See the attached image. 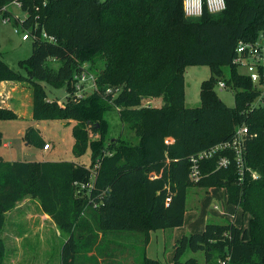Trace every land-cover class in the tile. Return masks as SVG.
<instances>
[{"label":"trees","instance_id":"obj_1","mask_svg":"<svg viewBox=\"0 0 264 264\" xmlns=\"http://www.w3.org/2000/svg\"><path fill=\"white\" fill-rule=\"evenodd\" d=\"M12 1L0 0V13L30 30L31 54L19 62L23 73L0 58V80L31 86L33 119L77 120L71 130L72 154L80 156L89 148L90 155L88 165L6 161L0 155V231L4 214L30 196L38 198L41 210L67 234L61 264H75L76 254L98 244L107 231H139V264H162L145 255L150 231L183 224L189 186L223 187L227 202L249 215L248 226L232 220L207 222L202 231L183 234L173 243V264H264V109H249L256 86L232 63L239 40L255 41L264 32V0H225L223 10L204 7L196 17L185 15L182 0H20L27 13L22 19L1 10ZM117 24L143 29L144 42L157 50L135 54L117 83L93 73L94 88L78 96L74 76L102 57L106 36ZM42 30L54 40L43 38ZM192 64L208 65L210 76L200 84V104L188 107L183 72ZM221 66L229 67L227 77ZM260 71L264 75V67ZM219 81L234 89L233 106L218 98ZM43 82L65 87V103L48 100ZM154 97L161 99L158 106L143 105L144 98ZM112 109L135 133V143L105 137L104 114ZM14 116L0 109V119ZM244 123L254 135L245 142L243 175L224 148L198 159L201 176L191 180V156L231 140ZM34 128L28 126L24 138L36 145L28 140ZM1 139L0 132V145ZM223 155L231 162L218 166ZM186 249L201 251L203 263L194 256L181 261ZM4 253L0 237V264Z\"/></svg>","mask_w":264,"mask_h":264},{"label":"rangeland","instance_id":"obj_2","mask_svg":"<svg viewBox=\"0 0 264 264\" xmlns=\"http://www.w3.org/2000/svg\"><path fill=\"white\" fill-rule=\"evenodd\" d=\"M7 9L20 19L26 16V12L15 2L8 4ZM15 28L17 31H15ZM25 30L12 17L8 21H3L0 13V58L11 68L22 73L25 71L19 62L30 57L32 45L31 37L26 40L21 39V35ZM143 31V29L134 26L114 25L108 36H106L105 47L101 52L102 57L95 60L91 68L85 66L88 68V72L101 75L106 81L117 83L120 76L128 68L130 61L135 58V54L145 56V51L157 50L158 47H152L144 42L145 35ZM158 34L161 36L160 33ZM161 40L163 41L162 37ZM165 53H167V50ZM159 62L152 63V67H155V64ZM237 69L240 72H245L244 66H237ZM221 70L222 75L227 77L229 67L221 66ZM183 76L185 82L184 104L188 107L198 106L200 104V84L203 80L209 78L210 68L208 65H185ZM42 84L48 100H56L61 105L65 103L67 98L65 87L56 88L46 82ZM215 92L225 105H234V89L232 87L225 86L221 88L216 84ZM160 102V97L144 98L143 105L154 107L158 106ZM104 118L108 123V131L105 133V137L122 139L132 143L137 141L135 133L126 124H121L117 110L106 111ZM77 124L78 121L75 119L0 120V129L4 132L1 143H9L8 147L0 145V155L6 161H13V159L40 161L42 158L47 157L52 158L54 161L72 160L78 164L88 165L89 148L80 156L74 157L72 154L74 140L71 130ZM23 125L25 127L27 125L37 126L34 128L35 132L29 135V139L27 138L35 141L36 145L27 144L25 138V141H23L21 137L15 135L16 129ZM81 126L83 127L82 124ZM84 130H87V127H84ZM38 149H45L47 152L41 153ZM28 200L26 201L29 206V212L27 213L32 214L31 218L36 221L37 226L38 215L36 209L38 208L34 207L36 205L35 201ZM22 208L25 207H19L17 212ZM185 208L184 224L175 227L179 229L166 228L150 231V239L144 250L145 255L159 260L162 264H173L172 248L177 235L180 237L183 234L200 232L207 222L232 220L235 224L244 227L249 224V215L242 213L240 207H235L227 202L226 189L223 187L189 186L186 190ZM19 218L24 219L27 217L26 214H22ZM9 219H7L6 227L2 228L0 232V237L5 245L4 258L1 264H14L12 260L14 255L18 256L19 262L22 261L24 264H46L47 259L50 263L55 264L60 260V250L67 237L66 233L57 228L60 233V236H58L55 228H47L46 225L43 228H31L29 224H25L20 219L17 228H8L10 226ZM102 236L101 239H98V244L89 249L80 250L76 254L77 264H88L86 262L88 256L103 259V264H139L143 246L142 233L139 231H107ZM16 251L18 255H16ZM190 256H194L198 262L203 263L204 256L201 251L192 252L188 249L182 255L181 261Z\"/></svg>","mask_w":264,"mask_h":264},{"label":"built area","instance_id":"obj_3","mask_svg":"<svg viewBox=\"0 0 264 264\" xmlns=\"http://www.w3.org/2000/svg\"><path fill=\"white\" fill-rule=\"evenodd\" d=\"M21 5L20 0L12 1ZM10 2V3H12ZM8 3V4H10ZM8 4L1 6V10H6ZM183 11L186 16L196 17L200 16L203 12L204 7L210 12H218L226 7L225 0H182ZM38 7H35L37 10ZM27 16V13H26ZM25 16V17H26ZM24 17V18H25ZM3 21H8L9 17L2 15ZM15 31L17 29L15 28ZM41 35L43 38L48 40H54L52 35L42 30ZM30 30L26 29L21 35L22 40L30 38ZM232 63L236 66H244V74L249 77L251 82L256 86L257 95L249 104V109L262 108L264 109V79H262V72L260 69L264 67V32H261L259 38L255 41H243L239 40L235 48V56L232 59ZM243 73V72H242ZM95 76L84 70L80 74L74 76L75 93L79 96L85 90L93 89L95 86ZM219 87H225L226 84L223 81L217 83ZM249 131L247 124H240L235 128L234 135L231 140L216 144L209 149L200 151L196 156H191V165L189 169V177L191 180H198L200 178V171L198 165V159L204 156H209L216 150L227 148L233 156V161L238 168L240 176L243 175L244 169L247 168L245 164V142L248 137L253 136ZM231 162V159L227 155H223L218 160V166H227ZM252 177L255 178L257 175L252 171ZM81 187H84L82 184Z\"/></svg>","mask_w":264,"mask_h":264},{"label":"crops","instance_id":"obj_4","mask_svg":"<svg viewBox=\"0 0 264 264\" xmlns=\"http://www.w3.org/2000/svg\"><path fill=\"white\" fill-rule=\"evenodd\" d=\"M0 109L12 111L15 116L14 118H10V119L32 120L33 118H32V88L31 86L25 81L0 80ZM0 120H8V119H0ZM28 126L30 125H27L26 127L24 125L22 127L21 126L18 127L15 131V135L21 137V139L25 141L24 133ZM31 126L37 127L35 125H31ZM0 132L2 136L4 133L3 130L0 129ZM1 146L8 147L9 143L3 142L1 143ZM38 150L41 153L47 152V150L45 149L43 150L38 149ZM13 161L15 160L13 159ZM25 161H28V160H25ZM30 161H33V160H30ZM40 161H54V160L52 158L44 157ZM35 162H39V160ZM29 197L25 196L19 201H17L14 207L4 214V225L2 228L6 227L7 219H9L10 217L9 219L10 226L8 228H17L19 226L18 223L20 219V221L24 222L25 224H29L31 228H43L45 225L47 226V228H55L56 235L60 236V233L58 232V229H57L58 228L57 225L52 221V219L49 217L47 213L41 210L38 198H33V197L29 198ZM28 199L35 201L36 205H34V207L38 208L36 209L37 215H38V218H37L38 225L37 226L35 224L36 221H33V219L31 218L32 214L27 213L29 212V206L26 203ZM22 206L25 208H22L21 210H19V212H17L19 207H22ZM18 213L21 215L26 214L27 218H24V219L19 218L21 215H19ZM185 217H186V210L184 213V220H185ZM184 222L185 221H183V224ZM174 229H179V228H174ZM178 236L179 235L175 237L174 241L177 238H179ZM16 253H17L16 255H18L17 251ZM172 256H173V253H172ZM12 260L14 261V264H24L22 263V261L19 262L20 260L18 256L14 255V258ZM102 261L103 259L101 258H96V260L86 259V262H88V264H92V262L93 264H103ZM46 264H52V263H50L49 259H47ZM55 264H61V260H59ZM75 264H77V260L75 261Z\"/></svg>","mask_w":264,"mask_h":264}]
</instances>
